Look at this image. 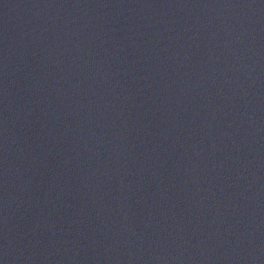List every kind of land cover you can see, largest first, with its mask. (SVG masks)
Masks as SVG:
<instances>
[{
	"label": "water",
	"instance_id": "water-1",
	"mask_svg": "<svg viewBox=\"0 0 264 264\" xmlns=\"http://www.w3.org/2000/svg\"><path fill=\"white\" fill-rule=\"evenodd\" d=\"M0 264H264V0H0Z\"/></svg>",
	"mask_w": 264,
	"mask_h": 264
}]
</instances>
